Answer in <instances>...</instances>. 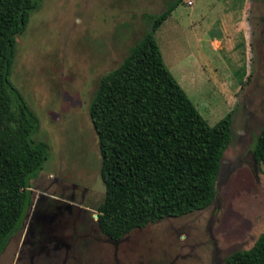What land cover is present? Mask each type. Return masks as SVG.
Wrapping results in <instances>:
<instances>
[{"label":"rangeland","instance_id":"1","mask_svg":"<svg viewBox=\"0 0 264 264\" xmlns=\"http://www.w3.org/2000/svg\"><path fill=\"white\" fill-rule=\"evenodd\" d=\"M175 1L39 0L16 38L10 80L39 121L33 139L48 146V157L31 180L34 207L0 264H222L236 250L251 248L264 232V166L252 154L264 126V0H250L244 71L234 74L222 57L226 68L197 70L201 55L193 36L199 30L186 19L200 8L197 0H181L176 12L186 20L181 35L191 64L173 70L176 54L167 52L169 42L161 45L164 63L207 124L214 127L232 116L213 203L133 230L119 241L98 228L96 209L105 189L90 102L101 77L122 63L154 18ZM204 51L218 55L208 46ZM213 71L232 75L234 88L225 101L202 95L207 76L219 81Z\"/></svg>","mask_w":264,"mask_h":264},{"label":"trees","instance_id":"2","mask_svg":"<svg viewBox=\"0 0 264 264\" xmlns=\"http://www.w3.org/2000/svg\"><path fill=\"white\" fill-rule=\"evenodd\" d=\"M180 4L154 18L122 63L101 77L89 105L105 189L96 222L113 241L207 209L232 138L231 114L210 127L163 61L155 32ZM38 7L39 0H0V255L23 228L31 180L48 157V146L33 139L39 121L10 80L16 38ZM252 154L264 166V126ZM222 264H264V232Z\"/></svg>","mask_w":264,"mask_h":264},{"label":"crops","instance_id":"3","mask_svg":"<svg viewBox=\"0 0 264 264\" xmlns=\"http://www.w3.org/2000/svg\"><path fill=\"white\" fill-rule=\"evenodd\" d=\"M197 2L200 5V8L196 10L197 13L195 11L196 14L192 13L186 18L191 25L197 28L196 31L199 30V34L195 32L193 36L196 46L195 51L201 55V60H198L196 63L197 70L205 73L206 68L209 70H212L214 67H216L215 69L218 67L219 70L222 69L221 67L226 68L222 66L220 60L222 57L223 62L226 61L225 63H229L234 68V74L239 71H244L243 69L245 68L249 47L248 42L251 38V26L247 17L249 7L251 6L250 0H197ZM179 7L171 13L155 32V39L160 48L162 58L164 59V54L161 45L167 46L166 44L169 42L170 46L166 47L167 52L169 54L172 51L175 52L176 57H174V61L176 63H171L175 71L186 69L187 65L191 64L187 61V57L183 50L185 41L182 38L181 32L183 30L182 24L186 20L177 17L178 14L176 12ZM182 17H184V15ZM207 46L209 48L211 47V51L218 53L215 58L213 55H207L205 53L204 49L205 47L207 49ZM168 70L171 73L170 68H168ZM185 72L186 71L181 73ZM214 74L218 75V80L220 82H217L220 83V85L216 87L217 82L214 84L215 79L213 83L207 76L205 80H203L202 86L204 85V88L202 95H206L209 98L211 97L214 101L218 98L225 101L227 94L234 88L231 80L232 75L228 76V74H226V76L223 77L220 73L214 72ZM181 80H183L182 77ZM176 82L183 88L177 80Z\"/></svg>","mask_w":264,"mask_h":264},{"label":"flooded vegetation","instance_id":"4","mask_svg":"<svg viewBox=\"0 0 264 264\" xmlns=\"http://www.w3.org/2000/svg\"><path fill=\"white\" fill-rule=\"evenodd\" d=\"M31 194H32V193H31ZM33 207H34V205L32 204V206L30 207V209H32ZM30 209H29V210H30ZM27 216H28V214H27ZM26 218H27V217H26ZM23 226H24V224H23ZM22 229H23V228H22Z\"/></svg>","mask_w":264,"mask_h":264},{"label":"built area","instance_id":"5","mask_svg":"<svg viewBox=\"0 0 264 264\" xmlns=\"http://www.w3.org/2000/svg\"><path fill=\"white\" fill-rule=\"evenodd\" d=\"M192 2L188 1V4H191Z\"/></svg>","mask_w":264,"mask_h":264},{"label":"water","instance_id":"6","mask_svg":"<svg viewBox=\"0 0 264 264\" xmlns=\"http://www.w3.org/2000/svg\"><path fill=\"white\" fill-rule=\"evenodd\" d=\"M31 191V190H30ZM32 192V191H31ZM98 217V216H97Z\"/></svg>","mask_w":264,"mask_h":264}]
</instances>
